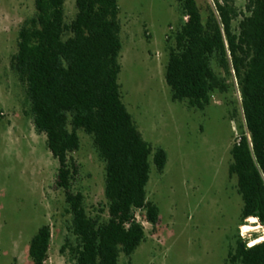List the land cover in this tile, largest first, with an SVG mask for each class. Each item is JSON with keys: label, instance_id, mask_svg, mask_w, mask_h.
Instances as JSON below:
<instances>
[{"label": "trees", "instance_id": "obj_1", "mask_svg": "<svg viewBox=\"0 0 264 264\" xmlns=\"http://www.w3.org/2000/svg\"><path fill=\"white\" fill-rule=\"evenodd\" d=\"M178 2L181 20L166 39L167 84L174 100L203 110L215 91L238 85L245 123L229 173L237 177L244 202L242 222L254 216L264 226V0H248L246 12L232 0H214L206 17L197 0ZM35 4L36 14L19 32L12 67L27 84L37 131L47 136L59 161L57 184L65 191L77 239L64 249L70 247L77 264H120L123 255L133 264L146 239L137 214L144 211L154 226L160 221V208L148 196L152 166L163 171L169 155L145 139L123 98L119 0H76L70 23L66 0ZM79 130L92 136L105 163L107 204L96 213L76 188L80 165L73 153L81 147ZM51 242L45 224L30 244L34 264H46ZM250 243L237 240L233 264H264V240Z\"/></svg>", "mask_w": 264, "mask_h": 264}, {"label": "rangeland", "instance_id": "obj_2", "mask_svg": "<svg viewBox=\"0 0 264 264\" xmlns=\"http://www.w3.org/2000/svg\"><path fill=\"white\" fill-rule=\"evenodd\" d=\"M204 16L214 0H197ZM246 12L248 0H232ZM36 0H0V264H34L30 244L45 224L52 230L46 264H77L72 213L57 184L59 161L37 131L27 84L12 67L19 32L36 14ZM123 50L120 83L125 103L146 140L169 155L163 171L153 163L148 196L160 208L154 226L139 211L146 239L133 264H233L237 240L264 235L259 222L244 234L243 199L231 176L232 148L245 123L238 85L215 91L204 110L173 99L165 72L166 39L181 20L178 0H119ZM66 20L77 14L76 0H66ZM243 16L235 22V29ZM218 72H223L216 63ZM231 83L234 79L230 80ZM81 147L76 188L90 212L107 204L105 163L91 135L79 130ZM261 225V226H260ZM251 244V243H250ZM126 256L120 264H129Z\"/></svg>", "mask_w": 264, "mask_h": 264}, {"label": "bare ground", "instance_id": "obj_3", "mask_svg": "<svg viewBox=\"0 0 264 264\" xmlns=\"http://www.w3.org/2000/svg\"><path fill=\"white\" fill-rule=\"evenodd\" d=\"M257 219H258L257 217L251 216L249 218V224H245V225L242 226L244 234H246L248 232H251L252 230H254L256 228L257 223H258ZM263 240H264V235L259 236V237L255 238V239L251 240V244L250 245L256 244V243L261 242Z\"/></svg>", "mask_w": 264, "mask_h": 264}, {"label": "water", "instance_id": "obj_4", "mask_svg": "<svg viewBox=\"0 0 264 264\" xmlns=\"http://www.w3.org/2000/svg\"><path fill=\"white\" fill-rule=\"evenodd\" d=\"M258 220V219H257ZM258 222H259V220H258Z\"/></svg>", "mask_w": 264, "mask_h": 264}]
</instances>
